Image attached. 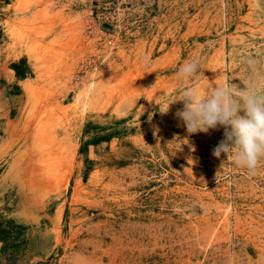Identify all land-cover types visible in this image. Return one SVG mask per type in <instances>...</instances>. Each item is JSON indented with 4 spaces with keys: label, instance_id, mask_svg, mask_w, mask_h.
Returning a JSON list of instances; mask_svg holds the SVG:
<instances>
[{
    "label": "rangeland",
    "instance_id": "374dc122",
    "mask_svg": "<svg viewBox=\"0 0 264 264\" xmlns=\"http://www.w3.org/2000/svg\"><path fill=\"white\" fill-rule=\"evenodd\" d=\"M3 41L36 75L4 136L0 221L25 227L2 260L264 264V162L252 176L215 158L223 128L189 134L174 102L249 85V58L264 79V0H0Z\"/></svg>",
    "mask_w": 264,
    "mask_h": 264
},
{
    "label": "clouds",
    "instance_id": "9594fccd",
    "mask_svg": "<svg viewBox=\"0 0 264 264\" xmlns=\"http://www.w3.org/2000/svg\"><path fill=\"white\" fill-rule=\"evenodd\" d=\"M246 64L253 76L249 85L241 88L225 83L204 92L185 88L174 101L183 104L175 117L189 134L223 128V139L212 149V155L217 159L226 156L236 167L255 176L264 162V79L259 75L255 59H247ZM199 70V60L194 58L179 68L178 76L190 80ZM170 104L166 110L160 107L159 111L167 113Z\"/></svg>",
    "mask_w": 264,
    "mask_h": 264
},
{
    "label": "crops",
    "instance_id": "0c3cea01",
    "mask_svg": "<svg viewBox=\"0 0 264 264\" xmlns=\"http://www.w3.org/2000/svg\"><path fill=\"white\" fill-rule=\"evenodd\" d=\"M3 31H6L5 27H3ZM12 54H13V51L12 49L9 48V43H7L6 41L5 42L3 41V43H0V125H1L0 129L2 130V133H3L2 134L0 132V146H3L4 143H7L4 140V136H6V133L9 132V130L11 129V127H13V124H14L13 119H12V113H13L14 106L12 105L15 99V95L16 97L18 96V93L16 94V91L19 92V95L21 94L20 96H24V93H23L24 90L22 87V83L28 80L29 78H33V77H30L28 73L26 74L25 77H17L15 75V71L10 67L11 63L18 62L20 58L23 57L26 60L27 66L32 68L33 74L36 75V70L34 69V63L30 59V57L27 54H25L24 51H22V53L19 54L18 56L11 57L10 55ZM23 106H24V102L22 103V107ZM6 154H7V150L5 146H3V148L0 147V166L2 165L4 161L7 160ZM14 175H16L15 169L11 168L9 172L8 170L5 171V175L3 174V178L0 181V195H3L4 193L8 192L11 189L12 186L8 184V180L11 181ZM10 220L14 222V220L12 219L6 220L5 222L4 221H1V222L3 225L7 226V222H9ZM13 227L18 228L16 226H13ZM24 227H22V229H24ZM2 248H3V241H0V254L3 251ZM1 257L3 256L0 255V264H9L5 260H2ZM32 261L33 260H31L29 264H39L37 260L33 262Z\"/></svg>",
    "mask_w": 264,
    "mask_h": 264
},
{
    "label": "trees",
    "instance_id": "16d2710c",
    "mask_svg": "<svg viewBox=\"0 0 264 264\" xmlns=\"http://www.w3.org/2000/svg\"><path fill=\"white\" fill-rule=\"evenodd\" d=\"M10 67L15 71V75L17 77H25L26 74H32L30 68L27 66L26 60L24 58H21L18 62L11 63ZM105 138H99L98 140H104ZM11 224V226H10ZM10 226V227H9ZM13 226H16L18 228H14ZM22 227H24L21 224H15L13 221L7 222V226L3 225L2 222L0 221V241H3V248L2 250L5 251V249L9 246L8 240L12 235V228L17 230L15 232L16 234L14 235L15 237H20ZM15 239V238H13ZM13 241V240H12Z\"/></svg>",
    "mask_w": 264,
    "mask_h": 264
},
{
    "label": "bare ground",
    "instance_id": "6f19581e",
    "mask_svg": "<svg viewBox=\"0 0 264 264\" xmlns=\"http://www.w3.org/2000/svg\"><path fill=\"white\" fill-rule=\"evenodd\" d=\"M93 86V82H90L89 83V85H88V87L84 90V96H85V98H84V100L82 101V107H83V109H85L87 106H88V100H87V96H88V94H89V92H90V90H91V87ZM83 93V92H82ZM79 95V94H78ZM77 95V96H78ZM81 96V95H80ZM77 101H78V99H77Z\"/></svg>",
    "mask_w": 264,
    "mask_h": 264
}]
</instances>
